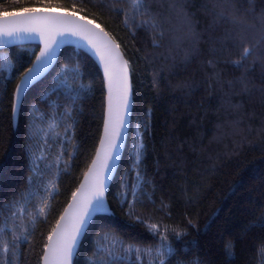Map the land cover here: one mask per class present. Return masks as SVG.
I'll return each mask as SVG.
<instances>
[{
	"label": "trees",
	"instance_id": "1",
	"mask_svg": "<svg viewBox=\"0 0 264 264\" xmlns=\"http://www.w3.org/2000/svg\"><path fill=\"white\" fill-rule=\"evenodd\" d=\"M144 3L0 0V12L54 8L94 21L130 67L132 121L110 213L92 220L74 264H101L109 252L108 264H158L162 236L175 249L165 264H264V0ZM244 47L252 55L237 68ZM37 49L0 50V202H18L15 217L0 212V264H40L102 126L100 71L69 46L13 125V90Z\"/></svg>",
	"mask_w": 264,
	"mask_h": 264
},
{
	"label": "snow or ice",
	"instance_id": "2",
	"mask_svg": "<svg viewBox=\"0 0 264 264\" xmlns=\"http://www.w3.org/2000/svg\"><path fill=\"white\" fill-rule=\"evenodd\" d=\"M233 3H235V0H233ZM132 5L135 11L147 10L144 0H132ZM40 13H43V15H40ZM74 15L75 13L66 12L61 14L58 9L37 8H23L16 13L0 12V37L18 39L21 38V33H38L44 40V48L36 57V62L21 78V85L17 86V99L23 85L35 80L39 73L51 63L56 54V46L59 43L56 39L57 36H63L65 32H68L73 36H79L81 39L86 40L95 49L96 54L104 64L105 75L109 81V120L105 125V140L102 141V144L106 145L105 163H103L102 168L107 169L110 166L108 162L114 159L115 150L118 147L119 137L124 126V116L129 104L130 86L128 83L127 61L122 59L118 51L119 45L112 43L107 38V34L103 32V29L96 32L94 28H89L87 25L93 23L90 20L85 24H80L78 21L67 19L68 16ZM12 16L20 17V19L9 20V17ZM95 27L99 28L100 26L95 25ZM250 55H252V49L244 47L240 60L233 61V66L243 67L242 61ZM67 68L68 65H65V70ZM74 74L79 75L78 70ZM52 88L55 90L57 85H53ZM113 88H115V96L113 95ZM137 178L139 179V174H137ZM73 195L75 197V194ZM103 195L104 179L102 175H98L90 198L86 200L82 198L75 205H70L69 207L74 209L72 214L62 216L61 221L63 223L57 224L56 229H53V235L56 237L55 241H53L52 235L48 237L49 244L46 246L47 251L43 257L44 260L48 261V264H70L77 242L87 226L89 217L96 207L101 206L103 203ZM17 204L16 201H10L8 204L0 202V212L6 211L12 217H15L17 213L12 209ZM46 207L47 202L45 201L38 209L40 214H44ZM155 230L156 225L149 226V231L155 232ZM179 235L177 234V239ZM15 239L18 240L19 237H15ZM127 251L131 252L132 249L129 248ZM147 251L151 252V250ZM155 251L158 264H165L166 259L174 254L175 249L167 243V237L162 236L161 245ZM136 252L139 253L140 250L137 249ZM225 255L226 257L233 255L231 245L226 246ZM112 258V253L109 252L107 258H102L101 264H108V260ZM116 259H123V257H116Z\"/></svg>",
	"mask_w": 264,
	"mask_h": 264
},
{
	"label": "water",
	"instance_id": "3",
	"mask_svg": "<svg viewBox=\"0 0 264 264\" xmlns=\"http://www.w3.org/2000/svg\"><path fill=\"white\" fill-rule=\"evenodd\" d=\"M37 9H54V8H37ZM60 10V13H73V12H69L66 10ZM19 12V11H18ZM16 13V12H14ZM40 15H43V13H40ZM83 18V19H81ZM20 19V17H16V16H12L9 17V20H18ZM68 20H75L78 21L80 24H85L87 21H89L90 19L83 17L81 15H78L75 13L74 16H68L67 17ZM92 21V20H90ZM92 24H88L87 26L89 28H94L96 32H100L101 29H103L101 26L99 28H96L95 25H98L97 23H95L94 21H92ZM103 32L107 34V38L114 44H117V42L113 39V37H111V35L109 33H107L104 29ZM21 38H5V37H0V50L3 49H7L10 47H14V46H18V45H25V44H35L38 46V49L36 51V54L30 64V66L21 74V76L19 77L14 90H13V100H12V123L15 126L16 122H17V118H18V114H19V109L21 106V103L23 101V98L25 96V94L27 93V91L38 81H40L43 77H45L56 65V63L59 60V57L61 55L62 50L65 47H74L78 50L83 51L85 54H87L97 65L101 77H102V81H103V87H104V112H103V119H102V126H101V131H100V136L96 145V148L94 150V154L91 158V161L89 163V165L87 166L85 172L82 174L78 185L75 189V191L73 192L71 198L69 199V201L67 202L66 206L64 207L62 213L60 214V216L58 217L54 227L52 228L50 235L53 236V241H55L56 237L53 235V229H56L57 224L59 223H63L61 221V217L65 216L66 214L71 215L72 212L74 211L73 208H70V205H75V203L79 200H81L82 198L84 200L90 198L91 193L93 191V188L96 184L98 175H102L103 179H104V195H103V203L101 206L96 207V209L92 212L91 216L88 219V223L87 226L85 227V229L83 230L82 235L80 236L77 245L75 247V250L73 252L70 264H74V259L76 257L77 251L79 249V246L82 242V239L88 229V227L90 226L92 220L98 216V215H108L110 213V206L107 200V194L109 191V188L112 184V181L117 173L118 167L120 165L125 147H126V143H127V139H128V135H129V131L131 128V121H132V108H133V91H132V82H131V74H130V67L128 64V61L122 51V49L119 47L118 51L122 56V59L124 61H127V70H128V83L130 86L129 89V104H128V109L127 112L124 116V126L121 132V135L119 137V141H118V147L115 150V154H114V159L109 163V167L107 169H103L102 165L103 163H105V151H106V145L102 144V141L105 140V125L106 122L109 120V81L108 78L105 75V70H104V64L101 61L100 57L96 54L95 49H93L91 47V45L88 44V42L86 40L81 39L79 36H73L68 32H65L63 36H57L56 39L59 41L58 46H56V54L53 57L51 63L48 64V66L46 68L43 69V71H41L39 73V75L36 77L35 80L31 81L28 84L23 85L22 87V91L19 94V98L17 99L16 96V89L18 85H21V78L24 76V74L27 72V70L29 68L33 67V64L36 62V57L39 56L40 51L44 48V40L40 37V35L38 33H21L20 34ZM118 45V44H117ZM113 95L115 96V88H113ZM15 109V111H14ZM99 154V155H98ZM95 162V164H94ZM83 185V187H82ZM48 236V237H49ZM49 244V240L47 238V241L45 243V246L43 248L42 251V255L40 258V264H48V261L44 260L43 257L47 251L46 246Z\"/></svg>",
	"mask_w": 264,
	"mask_h": 264
}]
</instances>
